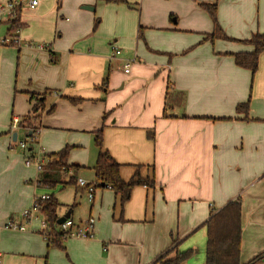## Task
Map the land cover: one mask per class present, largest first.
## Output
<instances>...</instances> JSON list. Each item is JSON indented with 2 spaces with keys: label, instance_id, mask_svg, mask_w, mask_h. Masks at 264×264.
<instances>
[{
  "label": "crops",
  "instance_id": "crops-1",
  "mask_svg": "<svg viewBox=\"0 0 264 264\" xmlns=\"http://www.w3.org/2000/svg\"><path fill=\"white\" fill-rule=\"evenodd\" d=\"M215 2L220 27L238 41L208 39L214 23L200 4ZM20 20L19 44L0 43V264H156L185 251V264H206V223L237 200L242 264L264 252V53L255 75L233 57L253 52L242 41L264 34V0H42ZM0 24V40L15 35ZM246 103L248 115L237 111ZM27 122L41 128L46 155L69 148L78 179L96 182L94 133L103 129L122 179L139 172L155 186L135 187L123 207L99 188L85 218L55 196L59 219L97 220L93 239L69 238L64 249L50 245L38 220L31 231L6 230L48 189L38 185L43 172L36 187L25 184L33 174L24 160L35 151L19 145ZM53 172L67 187L70 177Z\"/></svg>",
  "mask_w": 264,
  "mask_h": 264
},
{
  "label": "trees",
  "instance_id": "trees-1",
  "mask_svg": "<svg viewBox=\"0 0 264 264\" xmlns=\"http://www.w3.org/2000/svg\"><path fill=\"white\" fill-rule=\"evenodd\" d=\"M200 7L206 11L213 23L214 31L208 35V39H222L227 41H238L228 37L218 22L217 10L218 4L201 3ZM21 13L18 17L10 21L11 30L23 27L21 24ZM242 43L251 45L253 52H241L233 55L235 63L238 67L250 70L253 75L259 69L260 56L264 53V34H254L249 40ZM250 103L240 104L237 107L238 112H244L248 115ZM152 137V136H151ZM94 145L98 149V158L94 168L97 189L110 187L118 197L121 207L129 200L132 190L137 186L154 187L155 182L149 178H142L137 172L129 182L122 179L120 175L121 165L114 160L109 152L104 150V132L103 129L94 133ZM69 148H65L61 152L54 155H46L47 164L44 166L43 173L38 180V185L55 188L60 184V180L53 171L64 170L69 172L73 170L68 185H78L77 173L82 169L80 165L67 164ZM45 171V172H44ZM64 184V185H66ZM41 212L45 215L48 229L43 233L50 245L56 248L64 249V242L67 240L66 234L61 231L58 225V209L60 207L57 199L51 195L47 200H40ZM208 230V241L206 249V264H242L240 260L241 238H242V208L240 200L230 202L223 209L215 213L206 223ZM192 252L185 251L177 253L175 257H162L156 264H185L191 257ZM246 264H264V252Z\"/></svg>",
  "mask_w": 264,
  "mask_h": 264
},
{
  "label": "built area",
  "instance_id": "built-area-1",
  "mask_svg": "<svg viewBox=\"0 0 264 264\" xmlns=\"http://www.w3.org/2000/svg\"><path fill=\"white\" fill-rule=\"evenodd\" d=\"M53 1H61V0H53ZM42 0H9V1H0V21H13L18 17V14L23 9H36ZM15 35H9L2 40L4 45H18L19 44V33L21 32V28H17L14 30ZM120 50L114 51V56L121 55ZM135 62V59L128 60L122 67V70L125 73H130L132 64ZM22 119L15 117L12 122V128L18 129L20 124L22 123ZM28 125V124H27ZM27 136L25 140L20 141L19 145L23 150H28L30 148V144H39L41 128L39 126L27 127ZM46 154L45 149L39 145V148L36 151H32L30 156L25 159V164L27 167L35 166L37 172L41 174L43 172L44 164L46 163ZM78 184L87 189V198L90 203H93L96 198L97 192V183H88L86 180L79 178ZM111 189L110 187H108ZM49 196H41L35 198L33 205L31 208L26 209L21 214L24 223H21L18 219H11L4 226L6 230L9 231H18V232H26L29 231L30 225L34 221H39L41 224L42 232L45 233L48 229V224L45 215L41 212L40 200H47ZM96 218L89 217L82 225H76L73 219L69 218L66 222L62 224H58L61 231L66 234V238H81V239H93L95 234V225Z\"/></svg>",
  "mask_w": 264,
  "mask_h": 264
},
{
  "label": "rangeland",
  "instance_id": "rangeland-1",
  "mask_svg": "<svg viewBox=\"0 0 264 264\" xmlns=\"http://www.w3.org/2000/svg\"><path fill=\"white\" fill-rule=\"evenodd\" d=\"M2 1H6V0H2ZM8 1V0H7ZM98 16H99V11H97V13H96ZM108 15H110V14H107L106 15V20H108ZM114 19H113V17H111L110 16V19H109V22H107V27H106V30H107V32H109V31H111L112 29H113V23H114ZM1 25V24H0ZM22 28V27H21ZM33 30L35 31V30H37V27H33ZM117 30V29H116ZM4 31H6L5 30V28H0V34H2V33H4ZM115 31V30H114ZM103 34H105V32L103 33ZM5 35H3V37H4ZM3 37H2V39H3ZM2 39L0 40V43L3 45V46H6V47H10V46H16V45H4L3 43H2ZM112 43H113V41H112ZM50 43H47V42H43V41H33L32 42V46H48ZM39 107V103H37L36 105H35V107H34V110H37V109H39L38 108ZM27 127L29 128V127H32V125L30 124V122H27ZM25 139V138H24ZM23 139V140H24ZM22 140V141H23ZM43 143V142H42ZM41 142H39V144H42ZM39 144H30V147L31 148H34V150L37 152V150H38V148H39ZM25 153H29V152H25ZM26 156L27 157H29L30 155H27L26 154ZM24 163H25V160H24ZM25 165V164H24ZM46 164H44V166H45ZM25 167H27V166H25ZM30 170L29 171H31L32 172V174H33V177L31 178V179H27L26 181H25V184L26 185H30L32 188H34V187H36V176L39 174L38 172H37V169H36V167L35 166H32V167H30L29 168ZM44 169V168H43ZM62 172L64 173V176L63 177H65V178H68V177H70L71 175H72V173H73V170H69V172H66V171H64V170H62ZM92 182H94V180H92ZM95 183V182H94ZM78 185H68L67 187H65L64 189H63V187L62 186H60V185H57L55 188H53V189H50V188H48V189H40V190H38V193H36L37 194V197H40V196H42L43 194H46V195H53L54 197L55 196H57V195H60V196H64L65 195V197H63V202H68V203H72V204H76V209H75V218H85L86 216H87V214L89 213V208L91 207V204H89L88 203V199H87V189L86 188H80L79 186H78V193H76V191H75V188L74 187H77ZM103 189H97V197L99 196V192H101ZM32 206H30V207H28V208H26V209H29V208H31ZM25 209H18V211H15L17 214H16V216H19L21 219H22V217H21V214L23 213V211H24ZM35 223H37V221H34L33 223H32V225H30V231L31 230H33L34 229V227H35ZM39 223V222H38ZM38 226H39V224H38Z\"/></svg>",
  "mask_w": 264,
  "mask_h": 264
},
{
  "label": "water",
  "instance_id": "water-1",
  "mask_svg": "<svg viewBox=\"0 0 264 264\" xmlns=\"http://www.w3.org/2000/svg\"><path fill=\"white\" fill-rule=\"evenodd\" d=\"M14 140H17V134L14 135ZM101 187H105V184H102ZM70 218V216H66V217H62L58 220V224H62L64 222H66L68 219Z\"/></svg>",
  "mask_w": 264,
  "mask_h": 264
}]
</instances>
